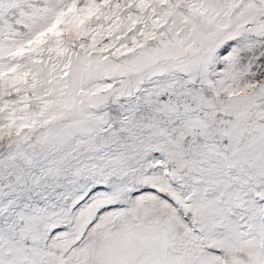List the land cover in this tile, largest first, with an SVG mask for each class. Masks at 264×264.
Segmentation results:
<instances>
[{
	"label": "snow or ice",
	"instance_id": "snow-or-ice-1",
	"mask_svg": "<svg viewBox=\"0 0 264 264\" xmlns=\"http://www.w3.org/2000/svg\"><path fill=\"white\" fill-rule=\"evenodd\" d=\"M0 264H264V0H0Z\"/></svg>",
	"mask_w": 264,
	"mask_h": 264
},
{
	"label": "rangeland",
	"instance_id": "rangeland-1",
	"mask_svg": "<svg viewBox=\"0 0 264 264\" xmlns=\"http://www.w3.org/2000/svg\"><path fill=\"white\" fill-rule=\"evenodd\" d=\"M6 14L9 17H14L17 14V9L16 8H9Z\"/></svg>",
	"mask_w": 264,
	"mask_h": 264
}]
</instances>
